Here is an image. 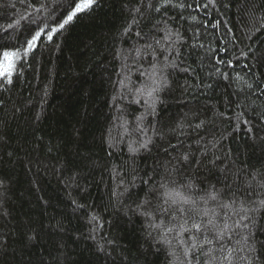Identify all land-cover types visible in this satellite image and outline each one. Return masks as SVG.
I'll return each mask as SVG.
<instances>
[{"label":"trees","instance_id":"trees-1","mask_svg":"<svg viewBox=\"0 0 264 264\" xmlns=\"http://www.w3.org/2000/svg\"><path fill=\"white\" fill-rule=\"evenodd\" d=\"M206 2L201 0L202 4ZM13 3L15 7L11 6ZM61 12L54 0H32L30 7L20 0H0V51L19 49L22 52L23 28L28 20L40 21L47 32L58 27L56 21ZM175 12H182L185 19L170 21L173 28L181 32L187 29L186 38L194 28H200L205 49L181 48L183 65L194 71L172 75L174 90L161 93L165 103L157 110L166 123H174L173 118L179 119L185 112L190 118L198 113L195 122L205 115L211 116L213 111L233 115V110L225 107L226 93L231 89L223 87L226 83L223 80L217 86V78L212 73L219 68L230 76L239 74L251 82V73L243 65L254 61L241 58L237 62L234 56L241 52L249 55L257 50L264 52V29L249 31L252 28L249 13L257 19L264 17V0H254L249 5L244 0H216L215 7L210 6L206 11L186 8L173 10L172 14ZM126 15L122 0H97L90 14L78 16L55 33L53 41L49 42L44 35L37 49L26 60L18 62L13 85L0 83V98L5 102L0 111V117L5 120L0 126L3 137L0 140V181H3L0 200L7 212L6 216H0V244L4 245L0 249V264H53L54 246H60L61 264H128L127 257L134 255L138 248L147 247L140 218L117 210L112 195L116 186L110 172L112 166L130 168L128 144L141 138L133 129L143 108L130 103L133 97L126 93L129 88L134 91L143 87L147 76L142 73L151 71L147 60L139 64L134 61L133 49L140 47L138 38L134 34L124 37L118 34ZM21 16L28 20H21ZM209 20L219 21V27H202ZM208 51H212L213 57L232 60L238 66L228 69L216 64L215 59L209 63ZM130 52L132 55L125 59ZM123 64L127 67L122 68ZM252 71L259 76L264 67L258 66ZM125 76L130 81L122 88L119 81ZM197 76L206 82L204 86H199ZM207 83L213 87L208 88ZM185 84L192 87L185 91L181 87ZM5 87L7 91L3 90ZM121 93L125 95L121 97ZM252 101H255L254 107L260 105L264 103V96L259 100L253 96ZM125 123L129 134L121 126ZM217 123L219 127L213 128L217 139L221 133L227 137L222 144L224 150L239 149L244 153V126L233 131L234 120L230 124L221 118ZM109 130L115 141L109 138ZM194 139L195 133L188 142L195 148ZM114 142L117 148L109 149L108 144ZM109 151H113L112 156L108 155ZM249 157L250 163L256 164L264 157V151L259 146L254 152L249 148L243 158ZM154 159L155 149L152 153L141 150L136 158L141 175L152 166ZM77 204L84 207L77 209ZM93 213L104 222L97 239L103 234L115 242L114 247L106 245L104 252H98L89 239L90 226L86 221ZM57 221L65 231L50 230L49 225ZM253 232L256 264H264L261 243L264 242V212L256 214ZM30 235L36 239L29 240ZM148 259L153 264H163L164 257L149 255Z\"/></svg>","mask_w":264,"mask_h":264},{"label":"snow or ice","instance_id":"snow-or-ice-1","mask_svg":"<svg viewBox=\"0 0 264 264\" xmlns=\"http://www.w3.org/2000/svg\"><path fill=\"white\" fill-rule=\"evenodd\" d=\"M122 2L127 15L118 34L121 37L134 34L140 45L133 49L135 63L147 60L151 66L150 72L142 73L147 76L144 86L134 91L129 88L126 93L133 97L130 103L143 108L136 117V127L133 129L141 138L128 144L132 166L121 169L113 165L110 170L112 179L116 181L112 195L115 197L117 210H123L126 216L130 212L140 218L147 244L146 248L140 247L134 255L127 257L128 264H153L148 259L149 255H163V264H241L242 261L245 264H256L257 257L253 255L257 251L253 242V228L256 226V214L264 212V157L253 164L250 163L251 157L244 159L243 156L247 155L249 148L254 152L256 146L264 151V103L254 107L255 101H252L253 96L257 100L264 96V72L257 76L252 71L258 66L264 67V52L257 50L250 55L241 52L234 56L237 62L241 58L254 61L243 65L251 73V82L244 80L239 74L230 76L227 71L219 68L212 73L217 78V86L223 80L226 82L223 87L231 89L226 93L225 107L226 110H233V115H228L227 111H213L211 116L205 115L199 122H195L199 114L195 113L190 118L185 112L179 119L173 118L174 123H166L165 117L157 110L159 105L165 103L161 93L174 90L171 79L174 73L194 71L190 66L183 65L180 59L181 48L205 49L200 28H194L188 38L187 29L181 32L179 28H173L170 21L185 19L182 12L172 14L173 10L190 8L196 12L201 9L206 11L210 6L215 7L216 0H207L203 4L201 0H193V3H187V0ZM20 3L30 7L32 0H20ZM54 3L62 12L56 21L58 27H52L47 32L40 26V21L21 16V20H28L23 28L24 42L20 45L23 51H0V83L13 85V77L18 74V62L26 60L37 49V44L43 41L44 35L49 42L53 41L55 33L65 29L66 25L81 14H90L97 6V0H54ZM253 3L254 0H244L245 5ZM11 6L15 7V4ZM44 6L42 3V7ZM249 19L252 23L250 32L264 29V17L257 19L250 12ZM192 20L195 21L196 17L193 16ZM33 24L35 27H32ZM209 26L217 28L219 21L213 23L209 20L202 24L204 28ZM228 31L231 32L232 29ZM189 40L192 42L189 43ZM131 55V52L128 53L125 59ZM212 59L228 69L234 70L238 66L232 60L213 57L212 51H208L209 63ZM201 63H204L203 59ZM124 67L127 64H123L122 68ZM196 79L199 80V86L205 85L206 82L199 76ZM128 81L130 77L125 76L119 83L122 88H126ZM206 86L212 88L213 84L207 83ZM181 87L187 91L192 85L185 84ZM3 90L7 91V87ZM123 95L125 93H121V97ZM4 103L0 98V111H3ZM148 117L152 119L148 120ZM221 118L227 119L230 124L235 121L233 131L244 126V153L239 149L224 150L222 144L227 137L221 133L217 139L213 132V128L219 127L217 121ZM4 123L3 117H0V126ZM121 126L129 134L126 123ZM193 133L195 148L188 142ZM109 138L115 141L111 130ZM2 139L0 136V140ZM108 147L115 150L117 145L114 142L108 144ZM153 149V164L141 175L136 158L141 150L152 153ZM108 155L112 156L113 151H109ZM2 186L3 181H0V187ZM125 201L130 203L126 204ZM82 207L84 205H76L77 209ZM6 215L0 200V216ZM86 222L90 226L89 239L93 240L98 252H104L106 245L114 247L115 242L108 240L103 234L97 239V234L104 229V222L98 214L89 215ZM49 228L54 233L65 231L60 221L50 224ZM28 239L35 240L36 236L30 235ZM261 243L264 245V242ZM3 247L0 244V249ZM54 253L53 264H61L60 246H54Z\"/></svg>","mask_w":264,"mask_h":264}]
</instances>
